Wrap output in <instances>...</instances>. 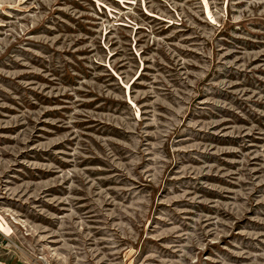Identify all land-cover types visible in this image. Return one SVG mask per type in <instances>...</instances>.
<instances>
[{
	"label": "rangeland",
	"instance_id": "rangeland-1",
	"mask_svg": "<svg viewBox=\"0 0 264 264\" xmlns=\"http://www.w3.org/2000/svg\"><path fill=\"white\" fill-rule=\"evenodd\" d=\"M0 222L25 264H264V0H0Z\"/></svg>",
	"mask_w": 264,
	"mask_h": 264
},
{
	"label": "crops",
	"instance_id": "crops-1",
	"mask_svg": "<svg viewBox=\"0 0 264 264\" xmlns=\"http://www.w3.org/2000/svg\"><path fill=\"white\" fill-rule=\"evenodd\" d=\"M0 264H25L13 251L0 248Z\"/></svg>",
	"mask_w": 264,
	"mask_h": 264
},
{
	"label": "built area",
	"instance_id": "built-area-1",
	"mask_svg": "<svg viewBox=\"0 0 264 264\" xmlns=\"http://www.w3.org/2000/svg\"><path fill=\"white\" fill-rule=\"evenodd\" d=\"M0 248L15 252V249H20L10 238L0 231Z\"/></svg>",
	"mask_w": 264,
	"mask_h": 264
},
{
	"label": "bare ground",
	"instance_id": "bare-ground-1",
	"mask_svg": "<svg viewBox=\"0 0 264 264\" xmlns=\"http://www.w3.org/2000/svg\"><path fill=\"white\" fill-rule=\"evenodd\" d=\"M0 228H1V229H4V225H3V223H1V222H0ZM1 229H0V231H2ZM2 232H3V231H2ZM3 233H4V232H3ZM4 234H5V233H4Z\"/></svg>",
	"mask_w": 264,
	"mask_h": 264
}]
</instances>
